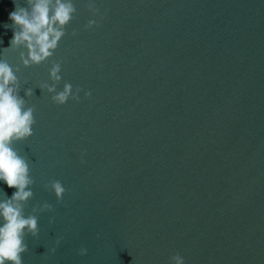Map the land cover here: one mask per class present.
I'll return each mask as SVG.
<instances>
[{
	"label": "water",
	"instance_id": "water-1",
	"mask_svg": "<svg viewBox=\"0 0 264 264\" xmlns=\"http://www.w3.org/2000/svg\"><path fill=\"white\" fill-rule=\"evenodd\" d=\"M88 2L53 57L25 67V48L3 53L14 5L0 0V59L35 109L13 145L34 180L25 213L52 205L23 264H264V0H94L95 17ZM52 61L78 102L40 88ZM14 191L0 182V200Z\"/></svg>",
	"mask_w": 264,
	"mask_h": 264
},
{
	"label": "clouds",
	"instance_id": "clouds-1",
	"mask_svg": "<svg viewBox=\"0 0 264 264\" xmlns=\"http://www.w3.org/2000/svg\"><path fill=\"white\" fill-rule=\"evenodd\" d=\"M13 5V10L8 12L11 23L3 24L4 35L12 31L9 46L2 49L3 53L25 48L27 54L20 53L25 67L39 66L49 61L66 35L67 26L75 18L77 9L74 0H26L24 6L13 0ZM86 7L94 17L99 15L94 0H89ZM99 26L97 20L90 19L84 27L92 29ZM72 35H76V32L73 31ZM3 44L4 39L0 37V45ZM61 71L62 61H52L49 69L51 83L44 82L40 88L51 94L54 104L64 105L69 99L78 102L79 87L73 91L71 83L64 82L62 90H58L62 82ZM17 72L19 68L14 69L6 59H0V182L15 189L10 198L5 193L6 198L0 200V264H23L22 254L28 251L25 236L30 234L35 238L39 234L38 216L35 213L52 211V205L45 202L38 208L33 207L32 214L25 213V207L34 195V180L30 175L28 159L20 155L13 145L33 135L36 120L34 107H26L25 100L19 95ZM25 95L32 96V89H27ZM85 95L90 96L91 93L86 92ZM43 187L54 193L58 203L63 200L66 189L61 181L52 179ZM60 239L57 238V245ZM51 251L55 252V248ZM86 251L81 248L80 254L84 255ZM170 261L171 264H184L179 254L171 256Z\"/></svg>",
	"mask_w": 264,
	"mask_h": 264
}]
</instances>
